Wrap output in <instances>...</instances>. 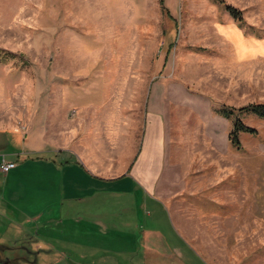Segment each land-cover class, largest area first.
<instances>
[{"label":"rangeland","instance_id":"1","mask_svg":"<svg viewBox=\"0 0 264 264\" xmlns=\"http://www.w3.org/2000/svg\"><path fill=\"white\" fill-rule=\"evenodd\" d=\"M165 4L171 16L159 0H0V109H29L35 118L37 109H94L78 117L79 136L90 133L92 123L94 138L101 132V117H116L123 109L119 114L131 118L139 143L147 109L166 106V137L170 148L179 150L180 187H234L243 189V196L253 192L252 203L208 207L193 195L195 208L189 213L203 216L186 227L192 243L214 264H264V119L220 114L223 108L237 111L264 102V2L255 0L243 11L242 25L234 20L242 36L238 29L230 35L215 31L219 22L229 27L223 4ZM236 116L257 130L239 134L240 148L229 140ZM31 120L36 129L37 119ZM3 183L0 172V198ZM131 201L129 195L111 193L104 203L91 202L75 215L82 219L75 223L78 230L63 212L65 240L56 241L54 249L60 253L44 252L43 241L30 233L34 219H14L0 205V264H72L63 255L69 252L66 246L102 251L103 236L141 251L140 232L125 226L136 220ZM162 205L156 212L160 239L173 242L176 230ZM89 233L94 248L79 237Z\"/></svg>","mask_w":264,"mask_h":264},{"label":"crops","instance_id":"2","mask_svg":"<svg viewBox=\"0 0 264 264\" xmlns=\"http://www.w3.org/2000/svg\"><path fill=\"white\" fill-rule=\"evenodd\" d=\"M224 1L241 10L243 15L255 0ZM226 12L229 27L220 22L215 24L219 35L238 29L235 19ZM230 39L237 55V45ZM93 110L37 109L33 114L39 116L35 118L31 117L29 109H0V150L9 161L16 163L8 172L0 169L5 176L0 205L10 209L14 219H34L36 227L30 233L36 235L39 243L43 241L44 252H53L57 248L56 241L65 240L60 228L64 223L63 212L70 215L68 219L75 225L82 220L75 215L82 208L87 211L91 202L99 200L104 203L111 193L129 195L136 220L124 225L136 226L143 249L138 252L129 250L119 244L120 239L103 236L102 251L75 249L72 244L66 246L69 252L63 251V255L72 264H88V259H98L100 264H214L192 243L186 228L191 225L190 221L195 224V218L203 216L189 213L195 208L196 196L193 195H199V201L208 207L210 204H224V201L228 204L252 203L253 192L247 191V196H243V189L234 187H180L176 183V177L181 173L179 150H172L166 137L169 112L166 106L147 109L146 129L139 143L135 141L131 118H122L119 114L123 109H117L116 117L110 114L101 117V132H96L100 137L94 138L92 123L89 124L91 132L86 131L80 137L78 117L92 114ZM31 118L37 119L36 129ZM124 182H127V188L123 186ZM176 194L184 197L179 199ZM179 200L181 202H176ZM56 203H60L57 209ZM65 203H68L67 208H64ZM161 205L167 209L170 225L177 231H174L173 242H166L163 237L160 239L162 231L156 212ZM137 223L139 226L135 225ZM77 224L73 227L78 230ZM91 235L79 237L89 239L91 244L85 246L94 248ZM73 237L76 233H71L70 238ZM73 239L68 242L79 243V239ZM56 252L60 253L59 250Z\"/></svg>","mask_w":264,"mask_h":264},{"label":"trees","instance_id":"3","mask_svg":"<svg viewBox=\"0 0 264 264\" xmlns=\"http://www.w3.org/2000/svg\"><path fill=\"white\" fill-rule=\"evenodd\" d=\"M214 1L221 2L224 5L225 9L231 14V16L236 21H238L241 24L244 22V18H243L241 10L226 3L224 0H214ZM159 2L161 4V8L163 12H165L168 16H171L170 10L165 4V0H159ZM235 112H238L239 114H243V113L251 114L260 119H264V102L249 103L243 107L238 108L237 111L236 109L223 108L220 111V114L224 115L227 118H231L232 115L235 114ZM242 132L255 134L257 130L253 127L246 125L239 116H236L234 119L233 130L229 134V140L231 144L237 148H240L239 134Z\"/></svg>","mask_w":264,"mask_h":264},{"label":"built area","instance_id":"4","mask_svg":"<svg viewBox=\"0 0 264 264\" xmlns=\"http://www.w3.org/2000/svg\"><path fill=\"white\" fill-rule=\"evenodd\" d=\"M16 163L9 161L5 155H0V169L4 172H8L10 169L14 168Z\"/></svg>","mask_w":264,"mask_h":264}]
</instances>
